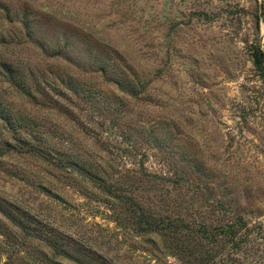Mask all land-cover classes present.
Wrapping results in <instances>:
<instances>
[{
  "label": "rangeland",
  "instance_id": "1",
  "mask_svg": "<svg viewBox=\"0 0 264 264\" xmlns=\"http://www.w3.org/2000/svg\"><path fill=\"white\" fill-rule=\"evenodd\" d=\"M3 2L13 8L28 6L38 25L45 26V42L68 37L76 43L68 48L72 56L85 62L95 56L122 58L131 66L132 86L139 83V94L132 97L128 88L129 93H122L100 83V75L85 74L99 95L92 104L73 100L77 105L69 106V116L60 112L67 106L64 99L50 108L41 93L36 95L38 105L30 103L8 83L0 65L3 103L20 109L60 148L75 147L114 178L136 173L140 160L147 171L163 176L171 175L165 156L182 163L190 170V181L178 188L151 181L147 201L162 195L168 204L178 201L203 220L207 202L223 196L251 223L261 225L262 235L257 229L249 235L257 244L234 262L264 264V86L250 57L254 45H264V0ZM3 34L12 41L0 42V64L12 63L30 85L68 66L52 63L29 45L24 30L0 10ZM17 39L26 43L15 44ZM69 71L85 78L80 70ZM53 174L36 158L1 156L0 198L49 223L69 243L78 242L107 264H182L160 236L138 235L133 226L116 224L106 197L81 178ZM9 230L15 235L0 237V264H37L31 251L14 246L20 232ZM28 244L47 250L38 241Z\"/></svg>",
  "mask_w": 264,
  "mask_h": 264
},
{
  "label": "trees",
  "instance_id": "2",
  "mask_svg": "<svg viewBox=\"0 0 264 264\" xmlns=\"http://www.w3.org/2000/svg\"><path fill=\"white\" fill-rule=\"evenodd\" d=\"M4 3L0 0V10L5 13L6 19L16 22L19 28L24 30L23 37L27 38L29 45L40 49L52 63L58 65L60 61L68 65L63 70H53L49 77L43 76L41 82L33 79L31 86L21 78L18 69L12 63L2 61L0 65L8 83L30 103L38 105L40 102L36 95L41 93L45 94L43 101L49 104L50 108L57 107L51 105L52 102L64 99L67 108L64 106L60 112L70 116L71 112H67L69 106L77 105L73 100L92 104L99 95L96 87L88 84L85 74H92L94 77L100 75V83L112 85L122 93H129L128 88L132 92V97L139 94V91H136L139 83L134 81L133 87L132 81L128 79L129 73H132L131 66L122 58L95 56L87 62L76 58L69 51L76 43L70 41L68 37L63 40L56 38L52 44L43 40L41 34L44 35L45 26L38 25L39 22H36L37 19L31 14L33 11L30 12L28 6L13 8ZM0 37L2 43L12 41L4 34ZM14 43L24 45L26 42L17 39ZM250 57L253 68L264 86V45H254ZM70 67L80 70V74L85 78L70 72ZM3 102L0 98V157L18 153L40 160L51 176L56 172L57 175L67 173L81 178L106 197L110 204V214L116 224L133 226L138 235L153 233L160 236L164 246L171 250L182 264H236L234 257H238L239 253L244 251L247 252L257 244L254 243L256 239L253 238V242L249 240L250 231L257 229V235H262L261 225L251 223L236 208L228 204L223 196L207 202L208 210H203V220L202 216L199 219V216L193 215L178 201L173 205L168 204L162 195H158L157 200L147 201L149 190L146 186L151 181L156 184L171 183L173 188L181 187L182 181H190V170L182 163L177 165L165 156V161L171 164L169 166L171 175L163 176L147 171L140 160L136 173L131 175L123 173L121 177L114 178L103 166L97 165L75 147L60 148L50 134L36 130L37 124L27 120L20 109L16 110L15 107ZM194 179L198 181V178ZM206 179L203 172L205 186ZM37 186L49 196L54 195L46 185L38 183ZM11 228L20 232L19 240L12 238L15 239L14 246L25 252L31 251L32 258L37 264H67L63 259L74 264H107L101 256L95 255L78 242L69 243L59 233L49 228V223L43 224L30 218L14 204L0 198V237L15 235L9 232ZM33 241L41 242L47 250L31 248L28 243ZM225 247L231 251L224 252ZM229 253H232V257L227 255ZM5 264H9L8 260Z\"/></svg>",
  "mask_w": 264,
  "mask_h": 264
}]
</instances>
